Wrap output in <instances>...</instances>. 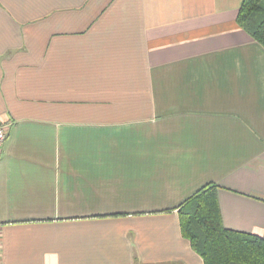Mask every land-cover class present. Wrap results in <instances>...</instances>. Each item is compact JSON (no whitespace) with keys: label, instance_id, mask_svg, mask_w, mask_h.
<instances>
[{"label":"crops","instance_id":"1","mask_svg":"<svg viewBox=\"0 0 264 264\" xmlns=\"http://www.w3.org/2000/svg\"><path fill=\"white\" fill-rule=\"evenodd\" d=\"M242 0H0V264H203L207 184L264 238V48Z\"/></svg>","mask_w":264,"mask_h":264},{"label":"trees","instance_id":"2","mask_svg":"<svg viewBox=\"0 0 264 264\" xmlns=\"http://www.w3.org/2000/svg\"><path fill=\"white\" fill-rule=\"evenodd\" d=\"M236 22L264 48V0H242ZM178 215L182 236L203 264H264V238L223 226L214 184L188 198Z\"/></svg>","mask_w":264,"mask_h":264},{"label":"built area","instance_id":"3","mask_svg":"<svg viewBox=\"0 0 264 264\" xmlns=\"http://www.w3.org/2000/svg\"><path fill=\"white\" fill-rule=\"evenodd\" d=\"M6 139V128L4 125H0V146L4 143Z\"/></svg>","mask_w":264,"mask_h":264}]
</instances>
